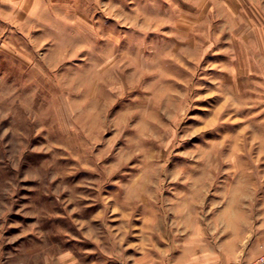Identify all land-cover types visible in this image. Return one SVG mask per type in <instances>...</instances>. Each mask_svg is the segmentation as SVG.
<instances>
[{"label":"rangeland","instance_id":"374dc122","mask_svg":"<svg viewBox=\"0 0 264 264\" xmlns=\"http://www.w3.org/2000/svg\"><path fill=\"white\" fill-rule=\"evenodd\" d=\"M16 6L0 264H264V0Z\"/></svg>","mask_w":264,"mask_h":264},{"label":"crops","instance_id":"0c3cea01","mask_svg":"<svg viewBox=\"0 0 264 264\" xmlns=\"http://www.w3.org/2000/svg\"><path fill=\"white\" fill-rule=\"evenodd\" d=\"M35 1V0H34ZM38 2H42V0H36ZM28 0H0V8L2 9V11H8V8L10 9L12 7V5H17L20 3H27ZM16 8H18L16 6Z\"/></svg>","mask_w":264,"mask_h":264},{"label":"built area","instance_id":"2783aa9c","mask_svg":"<svg viewBox=\"0 0 264 264\" xmlns=\"http://www.w3.org/2000/svg\"><path fill=\"white\" fill-rule=\"evenodd\" d=\"M262 259H263L262 262H264V257Z\"/></svg>","mask_w":264,"mask_h":264}]
</instances>
